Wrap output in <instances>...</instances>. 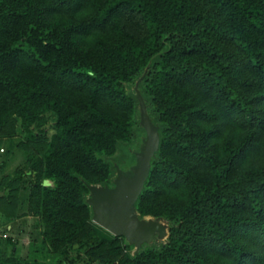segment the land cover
Segmentation results:
<instances>
[{
    "label": "trees",
    "instance_id": "obj_1",
    "mask_svg": "<svg viewBox=\"0 0 264 264\" xmlns=\"http://www.w3.org/2000/svg\"><path fill=\"white\" fill-rule=\"evenodd\" d=\"M156 54L141 86L161 142L137 210L171 226L165 244L131 255L91 222L81 178L107 182L105 158L136 136L126 86ZM47 114L31 198L52 250L264 264V0H0V136L18 117L34 140ZM15 206L0 197L10 220Z\"/></svg>",
    "mask_w": 264,
    "mask_h": 264
},
{
    "label": "water",
    "instance_id": "obj_2",
    "mask_svg": "<svg viewBox=\"0 0 264 264\" xmlns=\"http://www.w3.org/2000/svg\"><path fill=\"white\" fill-rule=\"evenodd\" d=\"M157 55L149 60L132 85L136 98L135 119L141 129L136 133L134 146L126 148L130 160L120 165L113 158H105L114 169L109 182L90 183L81 178L88 190L84 194V202L90 209L91 222L112 236L123 237L131 246L132 255L146 246L165 242L171 226L164 216L141 215L137 210L138 198L145 188L152 160L158 157L161 142L162 123L149 108L147 95L141 86ZM42 185L49 186L48 180L43 179Z\"/></svg>",
    "mask_w": 264,
    "mask_h": 264
},
{
    "label": "rangeland",
    "instance_id": "obj_3",
    "mask_svg": "<svg viewBox=\"0 0 264 264\" xmlns=\"http://www.w3.org/2000/svg\"><path fill=\"white\" fill-rule=\"evenodd\" d=\"M132 85L133 83L130 82L126 86L130 93H133ZM153 114L157 119V114L155 112ZM53 124L54 118L47 114L43 123L34 127L35 139L27 140L21 120L16 117L13 133L8 136H0V197L2 196L6 200L12 199L16 203L11 220L3 216V214L2 216L0 215L1 230L29 231L31 233L29 239L33 248L32 256L30 255V257L36 263L44 261L47 264H55L57 262L59 264H113L115 259L103 252L102 257L92 260L91 257L95 256L96 251L89 250L85 243L80 246L75 245V249L68 247L66 249L52 250L43 240L40 218L34 215L35 206L31 198L32 193L35 192L33 184L39 178L32 173V170L39 168L45 144L54 131ZM140 129L138 126V131ZM135 140L136 136L129 143L119 144L115 154L107 156L106 159L113 158L120 165H125L130 160V153L126 148L130 145L134 146ZM113 173L114 169L111 167V176ZM44 179L48 180L49 186H53L52 179ZM109 179L107 182H109ZM17 240L21 241L20 238H17ZM122 240L126 246V252L132 255L131 246L126 243L123 237ZM165 243L166 241L155 243L150 247ZM147 247L149 246L145 248Z\"/></svg>",
    "mask_w": 264,
    "mask_h": 264
},
{
    "label": "crops",
    "instance_id": "obj_4",
    "mask_svg": "<svg viewBox=\"0 0 264 264\" xmlns=\"http://www.w3.org/2000/svg\"><path fill=\"white\" fill-rule=\"evenodd\" d=\"M0 215L2 216L1 213ZM30 235L31 233L27 230H1L0 264H36L30 257L33 250Z\"/></svg>",
    "mask_w": 264,
    "mask_h": 264
},
{
    "label": "built area",
    "instance_id": "obj_5",
    "mask_svg": "<svg viewBox=\"0 0 264 264\" xmlns=\"http://www.w3.org/2000/svg\"><path fill=\"white\" fill-rule=\"evenodd\" d=\"M0 234H1V225H0ZM4 236H5V234H4Z\"/></svg>",
    "mask_w": 264,
    "mask_h": 264
}]
</instances>
